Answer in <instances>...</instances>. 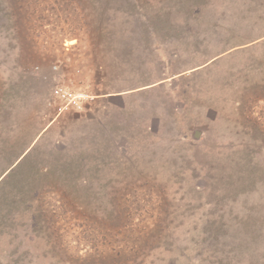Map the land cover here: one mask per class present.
<instances>
[{
	"label": "rangeland",
	"instance_id": "rangeland-1",
	"mask_svg": "<svg viewBox=\"0 0 264 264\" xmlns=\"http://www.w3.org/2000/svg\"><path fill=\"white\" fill-rule=\"evenodd\" d=\"M0 264H264V0H0Z\"/></svg>",
	"mask_w": 264,
	"mask_h": 264
},
{
	"label": "built area",
	"instance_id": "built-area-1",
	"mask_svg": "<svg viewBox=\"0 0 264 264\" xmlns=\"http://www.w3.org/2000/svg\"><path fill=\"white\" fill-rule=\"evenodd\" d=\"M55 95L60 97L68 104L80 106L89 95L81 90L72 89L68 86L58 85L54 89Z\"/></svg>",
	"mask_w": 264,
	"mask_h": 264
}]
</instances>
